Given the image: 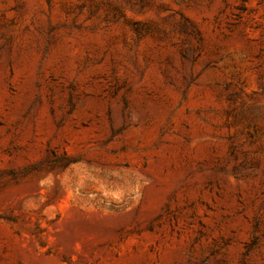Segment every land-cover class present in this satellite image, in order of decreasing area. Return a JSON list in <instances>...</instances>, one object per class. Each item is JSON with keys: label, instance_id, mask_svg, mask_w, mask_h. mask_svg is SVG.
I'll use <instances>...</instances> for the list:
<instances>
[{"label": "rangeland", "instance_id": "1", "mask_svg": "<svg viewBox=\"0 0 264 264\" xmlns=\"http://www.w3.org/2000/svg\"><path fill=\"white\" fill-rule=\"evenodd\" d=\"M0 264H264V0H0Z\"/></svg>", "mask_w": 264, "mask_h": 264}]
</instances>
